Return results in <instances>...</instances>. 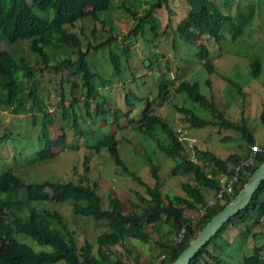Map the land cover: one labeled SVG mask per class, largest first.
<instances>
[{
    "label": "trees",
    "instance_id": "trees-1",
    "mask_svg": "<svg viewBox=\"0 0 264 264\" xmlns=\"http://www.w3.org/2000/svg\"><path fill=\"white\" fill-rule=\"evenodd\" d=\"M170 2L171 0H0V107L14 115L31 113L32 110L43 113L40 123L37 114L33 115L31 122L33 126L40 125L39 146L34 149L39 161L54 159L55 149L68 147L67 127H71L70 131L82 137L91 152L99 154L102 150H108L116 164L125 168L116 139L117 130L111 126L109 132L105 128L110 126V116L114 117L118 126L121 115L129 118L136 108V103L145 100L129 92L125 98L129 111H114L107 96L101 92V89L111 82L94 70V66L89 62V56L90 49L95 52L110 49L111 64L116 75L121 76L123 74L121 57L112 50V46L118 42V37L112 34L105 43L98 46L87 45L85 43L87 34L85 32L78 34L73 29L80 21L103 20L102 13L107 14L118 6L135 22V27L128 37L144 34L147 26H150L151 31L157 36L159 30L157 17L164 11L172 13ZM185 3L188 13L177 26V35L187 45L197 42L203 34H209L221 43L226 39L228 27H235L233 19L225 16L220 5L214 0H185ZM144 4H148L149 7L143 8ZM24 43L29 44L35 67H31L22 55ZM178 44L179 42L174 40L175 51L179 50ZM86 46L90 48L87 51L84 50ZM198 49L195 58L203 63L210 75L214 74L215 69L209 57L208 47L203 44ZM130 54L129 47H125L122 56L129 57ZM72 56H76L77 60H72ZM55 58L58 64L52 67L51 63ZM42 65L52 69L55 74L66 72L63 78L71 84L72 89L80 87V84L68 78L67 69L75 75L78 72L82 74L81 87L85 92L83 98H76L72 92V100L62 109L61 116L51 113L38 95L36 70ZM251 68L253 77L259 79L262 73L261 63L255 60ZM134 77L144 78L141 76L138 78L136 74ZM27 80L31 82L28 90L30 108L21 94V87ZM97 80L101 83L100 88L96 84ZM207 83L211 85V81ZM172 84L173 80L165 79L157 85L163 102L168 101L175 92L187 96L194 104L219 114L218 122H214L201 118L187 108H178L188 127L242 132L249 145L247 154L245 156L233 154L224 160L213 152L195 148L196 162L191 160L185 151L180 133L166 118L157 114L153 110L154 104L147 100L146 111L136 121L137 128L147 138L155 141L168 159L177 162L172 170L173 176L182 175L193 179V182L183 183L184 195L170 196L163 193L158 168L151 161L150 172L156 180L154 186L147 185L128 170V173L145 187L150 198H141L144 206L133 205L131 210H127L116 198H111L109 208H105L97 183L27 184L18 175V170L22 166L8 165L5 170H0V264H126L119 256L115 259L112 257L116 253L114 251L116 247L127 248L130 241L141 244L153 243L149 226L154 232L161 233L166 225L170 230L162 235L164 242L157 243L160 248L158 258L145 263L136 258L135 264H172L178 259L207 224L241 192L264 162V148L254 152V149L260 146L257 145L249 128L245 124L233 122L219 111L216 102L201 92L199 83L184 81L175 89L171 88ZM65 85L66 82L61 84L62 87ZM94 116L100 120L98 123L93 121L98 127L84 128L83 125L90 123L89 118ZM261 121L264 124V107ZM54 131L55 135L52 134ZM160 134H163V139L159 138ZM14 135V131L8 133L0 131V145L8 141L23 140L24 143L22 135L21 139L14 138ZM74 139L79 142L78 139ZM72 147L75 149L77 145L74 144ZM27 151L25 149V152ZM252 154L254 164L242 168L234 193L226 195L216 205L210 206L203 190H215L218 195L222 190V183L218 177L221 174H226L230 178L235 176L238 168L248 161ZM0 161L4 160L0 157ZM48 203L70 204L75 216L92 219L97 223H107L108 230L97 238V252L94 244L88 240L79 246L76 232L70 228L59 211L46 206ZM187 212L205 214L195 221ZM263 221L264 183L250 206L224 226L191 264H264V242L262 245H255L252 254L242 256L239 261L235 256L242 252V246L249 238L264 236V232L255 231L262 228ZM19 236L30 237L38 245L49 247L50 250L38 252L23 242ZM172 236L181 239L172 241Z\"/></svg>",
    "mask_w": 264,
    "mask_h": 264
},
{
    "label": "rangeland",
    "instance_id": "rangeland-1",
    "mask_svg": "<svg viewBox=\"0 0 264 264\" xmlns=\"http://www.w3.org/2000/svg\"><path fill=\"white\" fill-rule=\"evenodd\" d=\"M214 1L220 5L225 16L233 19L235 26L228 27L225 34L226 39L221 43L209 34L200 35L199 40L191 45H187L178 37L177 26L188 13L185 0H171L172 13L164 11L158 15L157 36L151 31L150 26H147L144 34L128 37L135 27V22L126 11L118 6L107 14L102 13L103 20L80 21L73 29L78 34L84 32L87 34L85 40L87 45L98 46L105 43L112 34L118 37V42L112 46V50L121 57L123 65L121 76L116 75L111 64L110 49L99 52H95L88 46L84 49L85 51L90 49L89 62L91 66H94V70L111 82L107 87L102 88L101 92L107 96L114 111H129L125 102L129 92H133L145 100L136 103V108L129 118L121 115L118 126L114 117L110 116V126L105 128L106 131L112 127L117 130L116 139L119 142V150L125 168L116 164L108 150H102L99 154L91 152L86 147L84 139L70 131L71 127H67L69 130L68 147L55 149L56 157L54 159L39 161L34 149L39 146L40 125H34V127L31 122L33 115L37 114L40 123L43 113L32 110L31 113L14 115L0 107V131L7 133L14 131V138L21 139V135L24 138V143H22L23 140L22 142L8 141L0 145V157L4 160L0 161V170H5L8 165H21L18 175L27 184L44 182L79 184L84 182L93 185L97 183L99 185L98 192L103 199L105 208H109L111 198H116L127 210H131L133 205L144 206L141 198H150L145 187L140 185L134 176L128 173V170L135 173L147 185L154 186L156 180L150 172L149 162L151 161L158 168L163 193L170 196H182L184 195L183 183L193 182V179L182 175L173 176L172 170L177 162L168 159L160 151L157 143L147 138L137 128L136 121L146 111L147 100L154 104L153 110L166 118L172 127L180 133L185 151L191 160L196 162L195 148L213 152L224 160L233 154L240 156L247 154L249 145L242 132L220 128L191 129L188 127L178 108H187L201 118L214 122H218L219 114L194 104L187 96L175 92L171 94L168 101L163 102L159 96L157 85L165 79L173 80L172 89L179 87L184 81L199 83L201 92L216 102L219 111L226 114L233 122L245 124L252 132L257 145L264 146V124L261 121L264 107V0ZM148 7V4L143 5V8ZM126 37L127 39H125ZM174 40L179 42L178 51L174 50ZM203 44L208 47L209 57L215 69V73L212 75L209 74L203 63L195 58V54L199 52L198 48ZM125 47H129L131 51L129 57L122 56ZM22 50V55L31 67H35L29 44L24 43ZM72 60L76 61V56H72ZM255 60H258L262 66L259 79H255L252 75L251 64ZM57 64L58 61L55 58L51 66ZM67 70L68 78L80 84V87L71 88V84H68L63 78L66 72L55 74L52 69H47L44 65L39 66L36 70L38 95L48 106L49 111L59 116L62 115V109L67 107L72 100V92L76 98L80 99L85 93L81 87L82 74L78 72L75 75L71 70ZM134 74L138 78L139 76L144 78L136 79ZM207 81H211V85ZM63 82H66L64 87L61 86ZM30 84L31 82L27 80L21 87V94L25 97L29 108L31 107V100L28 96ZM96 84L100 88L99 80L96 81ZM89 121L91 122L83 125L84 128H97L98 126L96 127L93 121L100 122L96 116L89 118ZM52 134L55 135V131ZM74 138L79 142H76ZM159 138L163 139V134H160ZM74 144L77 145L75 149L72 147ZM25 149L28 151L25 152ZM203 192L209 205L218 196L215 190L204 189ZM46 206L63 215L66 223L76 232L79 246L88 240L94 244L95 252H97V238L108 230L107 223H97L92 219L75 216L70 204L48 203ZM187 214L195 221L202 216V212L198 214L187 212ZM169 230L170 227L166 225L159 233L154 232L149 226V231L154 239L153 243L141 244L130 241L127 248L126 246L116 247L114 249L116 253L112 257L115 259L119 256L126 264H135L136 258L142 263L149 262L151 259L155 260L160 253L157 243L164 242L165 239L162 238V235L168 233ZM255 231L257 233L264 232V221L262 228ZM19 238L38 252L50 250L49 247L38 245L30 237L19 236ZM180 239L177 236H172V241ZM263 242V235L249 238L247 243L242 246V252L235 253L236 259L239 261L242 256L251 255L253 247L262 245Z\"/></svg>",
    "mask_w": 264,
    "mask_h": 264
},
{
    "label": "water",
    "instance_id": "water-1",
    "mask_svg": "<svg viewBox=\"0 0 264 264\" xmlns=\"http://www.w3.org/2000/svg\"><path fill=\"white\" fill-rule=\"evenodd\" d=\"M264 183V162L248 180L241 192L198 234L189 247L172 264H191L197 255L234 217L248 208Z\"/></svg>",
    "mask_w": 264,
    "mask_h": 264
},
{
    "label": "built area",
    "instance_id": "built-area-1",
    "mask_svg": "<svg viewBox=\"0 0 264 264\" xmlns=\"http://www.w3.org/2000/svg\"><path fill=\"white\" fill-rule=\"evenodd\" d=\"M260 148L262 149V148H264V146L255 148L254 149V152L258 151ZM254 161H255L254 160V156L252 154L251 158L248 161H245L243 163V165L238 168V171H237V173H236L235 176H233L232 178H230L226 174H221L218 177V179L222 183V190L218 193L217 198L210 204V206L216 205L219 201L223 200L226 195H231V194L234 193L235 186H236V184L239 181L240 171L242 170V168L244 166H251V165H253L254 164ZM202 214H205V212H203Z\"/></svg>",
    "mask_w": 264,
    "mask_h": 264
}]
</instances>
